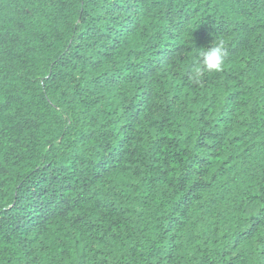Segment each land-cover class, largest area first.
Masks as SVG:
<instances>
[{"label": "trees", "instance_id": "16d2710c", "mask_svg": "<svg viewBox=\"0 0 264 264\" xmlns=\"http://www.w3.org/2000/svg\"><path fill=\"white\" fill-rule=\"evenodd\" d=\"M0 264H264V0H0Z\"/></svg>", "mask_w": 264, "mask_h": 264}, {"label": "clouds", "instance_id": "9594fccd", "mask_svg": "<svg viewBox=\"0 0 264 264\" xmlns=\"http://www.w3.org/2000/svg\"><path fill=\"white\" fill-rule=\"evenodd\" d=\"M227 55L226 40L223 37L214 40L210 47L203 48L199 63L191 69L189 77L191 82L200 84L205 74L222 71Z\"/></svg>", "mask_w": 264, "mask_h": 264}]
</instances>
